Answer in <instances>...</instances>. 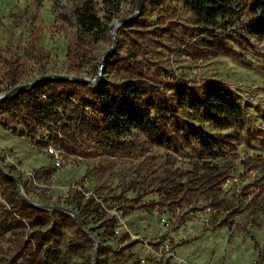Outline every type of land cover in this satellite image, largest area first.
Masks as SVG:
<instances>
[{"label": "rangeland", "instance_id": "374dc122", "mask_svg": "<svg viewBox=\"0 0 264 264\" xmlns=\"http://www.w3.org/2000/svg\"><path fill=\"white\" fill-rule=\"evenodd\" d=\"M84 1L0 0V88L5 89L0 95L42 75L83 76L96 86L104 75L105 68L97 79L101 60L110 52L119 58L131 55V64L165 97L175 98L179 86L227 89L245 120L222 129L185 109L169 122L173 146L155 145L140 134L127 138V148L117 152L93 134L73 135V127L63 122L53 140L45 129L29 134L27 125L35 123L25 110L7 112L0 106V164L16 175L24 198L53 214L51 222L33 228V217L12 213L5 198L9 191L0 185V216L11 227L0 241V264H264V36L249 32L252 0H233L238 14L229 26L208 31L181 2L141 0L138 9L137 0H117L120 17L102 35L81 33L76 10ZM95 1L104 22L111 9ZM132 15L131 25H120L114 40L111 25ZM106 75L116 83L136 77L113 67ZM192 130L227 144L225 159L213 162L223 168L213 180L221 186L213 183L204 194L232 201L227 226L207 225L217 212L203 201L190 212L191 220L180 208L154 205L167 170L179 169L177 178L184 175V195L202 193L196 178L188 176L192 161L201 156L197 143L186 140ZM70 140L80 155L62 148ZM71 186L94 195L110 217L116 216L114 235L106 234V222L90 219L94 229L84 227L89 242L53 211L64 206ZM141 198L154 203L132 210Z\"/></svg>", "mask_w": 264, "mask_h": 264}, {"label": "trees", "instance_id": "16d2710c", "mask_svg": "<svg viewBox=\"0 0 264 264\" xmlns=\"http://www.w3.org/2000/svg\"><path fill=\"white\" fill-rule=\"evenodd\" d=\"M109 9L111 14L106 21H101L96 12V1L85 0L76 10V17L81 27V33L95 32L98 35L107 33L111 22L120 17V6L117 0H101ZM153 3L164 4L169 1L181 2L183 6L189 8L202 25L204 31L216 30L217 27H228L229 20L238 14L233 0H150ZM117 2V3H116ZM138 2V0L136 1ZM254 18L250 25V33L257 37L264 36V0H252ZM127 16L121 17V19ZM133 19L126 21L123 26L131 25ZM233 49L229 48L228 53ZM115 53H110L105 59V69L100 83L96 86L83 81L67 79H43L27 88H22L14 95L7 96L0 101V106L7 112L26 111L34 126L27 125L29 134H34L38 129H45L49 132L47 139H54L59 135V130L63 124L73 127L72 134L79 132L81 135L88 133L106 142L117 152L127 148L129 141L127 138L144 135L151 142L159 146H173L174 137L168 129L169 122L182 110L189 109L194 113L205 115L211 122L222 129L231 126H241L245 120L243 111L235 101L228 95L227 89L222 87H205L204 89L189 90L188 86H179L174 97H165L162 92L148 83L142 75L141 69L133 66L131 55L117 57ZM139 53L135 58L140 56ZM109 67L114 69L125 68V70L135 74V78H128L120 83H116L107 77ZM147 81V82H146ZM5 89L0 88V93ZM122 99L133 100L136 103L128 105ZM70 106V108H69ZM69 108V112H67ZM67 119V120H66ZM68 121V122H67ZM65 126V125H63ZM65 131L66 128H65ZM194 139V140H192ZM135 140V139H134ZM188 142H196L200 150V155L192 161L193 169L188 175L195 177L199 182L202 193L198 195H184L187 191L188 183L184 182V175L181 178L175 176L176 172L167 170L165 177L158 181V201L166 206L180 208L183 214H188L187 220H191L195 208L201 201L205 206L211 205L217 212V216H210L207 225L210 228L227 226L229 220V210L233 208L231 200L226 199V195H204L211 190L214 179L222 176L220 163H213L225 159V149L227 144L222 139L212 136L200 135L198 131L192 130L186 136ZM48 144V141H42ZM134 148L137 141H130ZM77 143L70 140L67 145H63L70 153L80 155L77 150ZM2 166V165H1ZM3 167V166H2ZM4 169V167H3ZM199 171L203 173L199 174ZM9 173V172H8ZM181 173V172H180ZM10 175L0 168V185L5 186L8 195H5L7 203L12 208V213L21 217L26 215L33 217L31 226L33 228L43 226L51 222L53 214L49 212L45 205H35L27 197H23L19 192V180L12 172ZM181 176V175H180ZM214 183V186H221V183ZM216 188V187H215ZM197 191V190H196ZM145 196V195H143ZM142 197V196H141ZM100 198V197H97ZM212 198V200H211ZM94 195H86L78 186H71L64 200V206L55 205L53 211L65 220L72 222L76 226V233L81 238L91 241L88 230H93L89 224L91 220L106 222V234L114 235V227L117 223L116 216H109L96 202ZM138 205L132 210L152 205V202H144L141 198ZM209 203V204H208ZM61 207L73 210L77 218L65 211ZM8 212V210H6ZM11 230L9 222L2 215L0 216V241ZM112 230V231H111Z\"/></svg>", "mask_w": 264, "mask_h": 264}, {"label": "water", "instance_id": "95a60500", "mask_svg": "<svg viewBox=\"0 0 264 264\" xmlns=\"http://www.w3.org/2000/svg\"><path fill=\"white\" fill-rule=\"evenodd\" d=\"M140 3H141V0H138V6H137L138 9L140 7ZM134 15L128 16V17L123 18V19H119V20H117L115 22V24H117L119 26L120 25H123L126 21L132 19ZM112 28H113V24L111 25V32H112L113 37H114V40H115V31H113ZM109 53L110 52H107L105 54V56L102 58V60H101V63H100L101 64V69H100L101 71L98 73L97 79H100L101 76H102V70L104 68V61L107 58V56L109 55ZM53 78H55V79H67V80H74V81H83V82H86V83H92L93 82V80H91L90 78L83 77V76H67V75H61V74H56V75H42L38 79H36L35 81H33V82L29 83V84L20 85V86L16 87L15 89H12V90L8 91L7 93H5L3 95H0V100H2L3 98H5L7 96L13 95V93H15L16 91H18V90H20L22 88H27V87H29V86H31V85H33V84H35V83L43 80V79H53ZM0 168L3 170L4 173H6V174H8V175L11 176L10 173H8L5 169H3V167L1 166V164H0ZM61 208H62L63 211H65V212H67V213H69V214H71V215H73V216H75L77 218L76 213L73 210H71L70 208H67V207H61Z\"/></svg>", "mask_w": 264, "mask_h": 264}, {"label": "bare ground", "instance_id": "6f19581e", "mask_svg": "<svg viewBox=\"0 0 264 264\" xmlns=\"http://www.w3.org/2000/svg\"><path fill=\"white\" fill-rule=\"evenodd\" d=\"M114 24H115V23H114ZM114 24H113V28H112V29H113V31H116L117 28L119 27V25H117V24L114 25Z\"/></svg>", "mask_w": 264, "mask_h": 264}]
</instances>
